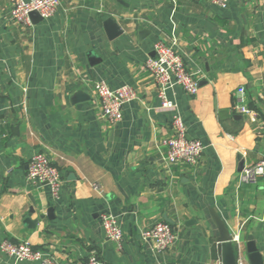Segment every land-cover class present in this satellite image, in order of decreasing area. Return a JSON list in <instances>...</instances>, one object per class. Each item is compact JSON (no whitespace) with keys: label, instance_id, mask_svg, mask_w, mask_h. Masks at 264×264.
I'll return each instance as SVG.
<instances>
[{"label":"crops","instance_id":"0c3cea01","mask_svg":"<svg viewBox=\"0 0 264 264\" xmlns=\"http://www.w3.org/2000/svg\"><path fill=\"white\" fill-rule=\"evenodd\" d=\"M0 0V243L28 242L66 264H220L211 212L264 255V178L236 186L241 166L264 160V0H60L48 19L24 28ZM122 34L110 39L105 22ZM173 46L197 72L195 96L159 88L146 69L155 46ZM132 87L122 120L102 117L97 82ZM244 87L256 122L236 109ZM180 113L204 153L196 166L172 165L162 142ZM45 152L61 172L60 199L27 178ZM92 184L104 191L97 194ZM110 213L124 234L117 250L104 232ZM165 221L177 244L161 253L141 232ZM0 264L17 263L0 252Z\"/></svg>","mask_w":264,"mask_h":264},{"label":"built area","instance_id":"2783aa9c","mask_svg":"<svg viewBox=\"0 0 264 264\" xmlns=\"http://www.w3.org/2000/svg\"><path fill=\"white\" fill-rule=\"evenodd\" d=\"M8 1L12 7L11 18L24 28L33 26L31 13L36 12L42 19H48L60 6V0ZM203 1L223 8H226L228 4V0ZM154 52L155 56L146 61V69L153 76L159 88L162 106L164 108L172 106V103L165 97V91L176 86L182 88L186 94L195 96L199 91L197 72H193L187 67L174 47L160 42L155 46ZM94 89L99 98L102 117L113 125L122 120L124 107L137 98V93L130 86L111 89L103 81L95 83ZM236 109L240 114L250 118L253 123L256 122V114L247 106L244 87H239L236 91ZM162 145L161 156L172 165L196 166L200 163L205 149L200 140L188 138L187 126L180 113L173 116L172 132L168 138L163 140ZM27 178L48 186L53 200L60 199L63 176L45 152H37L32 156L28 164ZM260 178H264V160L244 167L236 186L256 183ZM91 187L97 194L103 196L104 191L101 186L92 184ZM101 223L107 239L116 246L117 250L122 251L124 234L116 217L110 213H104L101 215ZM141 239L143 242L151 244L154 252L161 253L177 244L178 234L171 224L159 221L151 227L143 229ZM233 243L239 248L237 264H247V261L239 256L241 251L238 237H233ZM0 252L17 263L63 264L45 252L32 248L28 242L14 243L11 240H3L0 243ZM85 264L105 263L97 257H90Z\"/></svg>","mask_w":264,"mask_h":264},{"label":"water","instance_id":"95a60500","mask_svg":"<svg viewBox=\"0 0 264 264\" xmlns=\"http://www.w3.org/2000/svg\"><path fill=\"white\" fill-rule=\"evenodd\" d=\"M33 23L42 21L40 15L36 12L30 15ZM105 29L110 39H115L122 34V30L113 19L105 22ZM243 166L241 169L243 170ZM212 220L218 230L217 237V253L220 264H237V248L233 243V235L226 223L216 212H211ZM244 256L247 264H264V255L259 251L257 243L252 236L248 237V241L244 245Z\"/></svg>","mask_w":264,"mask_h":264}]
</instances>
